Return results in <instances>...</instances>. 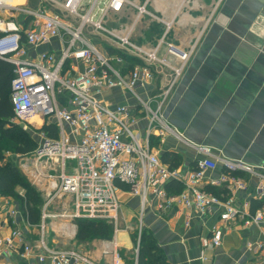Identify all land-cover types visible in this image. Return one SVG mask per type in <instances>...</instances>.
<instances>
[{
  "label": "built area",
  "instance_id": "2783aa9c",
  "mask_svg": "<svg viewBox=\"0 0 264 264\" xmlns=\"http://www.w3.org/2000/svg\"><path fill=\"white\" fill-rule=\"evenodd\" d=\"M149 1L41 0V6L33 9L0 0V58L13 65L10 93L13 120L35 125L31 118L38 115L41 130L45 124H54L58 133L56 139H48L42 130L39 147L43 151L38 152V147L34 155L36 180L40 183L44 168L56 162L61 165L62 172L42 187L49 196L46 205L56 196L72 194L74 210L62 216L103 219L118 232L124 184L140 199V231L144 210L154 200L158 208L183 205L204 215L218 209L219 221L224 223L241 219L245 224H260L264 221L263 208L251 212L247 204H236L233 194L224 198L202 185L227 184L230 190L246 188L245 180L232 173L242 170L258 179L255 191L257 196L264 197L263 167L221 157L222 166L230 172L206 177V170L217 165L211 157V147L188 141L207 156L198 158L194 167L184 171L164 163L151 146L153 132L161 136L167 131L180 134L161 114L162 103L152 107L153 99L145 100L136 92L137 87L153 79L155 68L170 65L166 57L158 55V46L144 47L133 40L135 23L142 15L157 17L147 8ZM131 8L137 10L133 22L106 25L113 15ZM165 23L168 29L171 22ZM54 39L60 43L59 51L39 49L41 44ZM126 55L139 60L127 72ZM188 56V52H183L180 58L186 60ZM181 69H174L175 77ZM114 89L133 92L138 98L136 109L110 101L108 93ZM138 114L149 117L143 137L131 128ZM171 180L183 183L180 192L167 189ZM15 212L11 210L12 214ZM43 213V217L48 216L45 210ZM2 226L0 218V229ZM223 230L221 223L216 222L210 235L202 238L203 247L219 246ZM20 235L19 228H14L7 237L0 233V251ZM110 244L103 248L105 255L116 252ZM251 247L258 253L259 264H264V240ZM37 248L42 250L39 259L48 257L52 264H97L76 250L56 249L44 240ZM25 251L30 253L33 248L27 245ZM107 264L126 263L116 256Z\"/></svg>",
  "mask_w": 264,
  "mask_h": 264
},
{
  "label": "crops",
  "instance_id": "0c3cea01",
  "mask_svg": "<svg viewBox=\"0 0 264 264\" xmlns=\"http://www.w3.org/2000/svg\"><path fill=\"white\" fill-rule=\"evenodd\" d=\"M8 1L38 8V0L34 3L33 0ZM149 5V10L157 16L150 17L152 26L161 32L152 44L136 42L144 47L158 46V55L166 57L170 65L155 68L153 79L137 89L148 95V100L153 99L156 105L162 103L161 114L180 134L167 131L161 136L153 132L150 140L153 150L160 157L165 151H177L182 158L180 167L186 171L195 166L198 158L207 156L189 142L211 147V157L217 165L206 170V177L228 173L221 164V157L241 159L253 167L264 168V0H150L147 7ZM143 16L136 21L134 32L148 25L147 21L140 22ZM165 21L171 22L168 29ZM49 46L51 50H58L60 43L54 39ZM183 52L189 53L186 60L180 58ZM178 67L182 69L175 77L174 69ZM119 93L123 97L118 98ZM108 96L110 101H123L136 109V102L125 90L114 89ZM35 116V126L39 127L40 118ZM148 118L138 114L136 120L137 125L143 122V135L147 132ZM141 130L138 131L140 135ZM234 174L245 180L246 188L230 190L227 184L214 186L208 183H203L202 187L205 190L214 188L217 195L224 198L233 194L235 203L247 204L251 212L264 209V197L257 196L255 191L258 179L242 170L234 171ZM178 182L182 190L184 185ZM120 196L126 230L115 232L111 240L79 241L75 237V220L71 219L68 227L64 223L62 233H55L50 227L48 240L45 238L44 218L47 216L43 217L44 213L41 233L40 223L28 219L20 201L0 194L1 235L7 237L14 228L21 231L19 237L11 244H5L0 251V264H52L48 257L39 259L42 250L37 245L41 240L56 249L76 250L97 264H107L116 256L126 264H138L139 249L131 261L122 258L119 251L134 247L127 226L139 221L140 199L125 188ZM12 209L16 211L14 214ZM142 222V229L157 241L159 252L168 264L260 263L258 253L251 245L264 240V221L245 224L236 219L224 223L219 221L218 209L204 215L183 205L158 208L154 200L144 210ZM216 222L224 228L222 242L217 247L204 248L202 238L210 235ZM138 230L140 237V222ZM64 236L73 239L71 247L55 243ZM107 243H111L109 247L116 251L115 254L103 253ZM27 245L33 248L32 252L25 251Z\"/></svg>",
  "mask_w": 264,
  "mask_h": 264
},
{
  "label": "trees",
  "instance_id": "16d2710c",
  "mask_svg": "<svg viewBox=\"0 0 264 264\" xmlns=\"http://www.w3.org/2000/svg\"><path fill=\"white\" fill-rule=\"evenodd\" d=\"M1 35V32H0ZM127 64L124 71L132 68V64L139 61L134 56H125ZM14 76L13 65L0 58V194L13 197L21 202L31 222L39 223L42 214L43 198L41 193L24 178L18 165L13 160H4L5 151L26 153L34 148L35 142L29 132L22 129L20 125L13 121L14 112L10 100L11 80ZM42 130L48 139H56L58 136L54 124H45ZM161 160L170 167H180L182 158L177 151H165L161 155ZM229 171V170H227ZM230 172V171H229ZM234 173V171L232 172ZM25 189V197L19 195L17 187ZM126 190L128 186L121 185ZM171 192H180L181 186L177 180L169 181L167 185ZM214 193H218L214 188H209ZM219 194V193H218ZM25 201V202H24ZM77 225L76 239L85 241L94 238L111 240L115 234V227L106 220L99 218H76ZM138 227L133 233L134 238L138 235ZM157 241L145 229L141 230L139 243L138 264H168L159 252Z\"/></svg>",
  "mask_w": 264,
  "mask_h": 264
},
{
  "label": "rangeland",
  "instance_id": "374dc122",
  "mask_svg": "<svg viewBox=\"0 0 264 264\" xmlns=\"http://www.w3.org/2000/svg\"><path fill=\"white\" fill-rule=\"evenodd\" d=\"M139 1V0H138ZM143 0H140L139 2L142 3ZM35 1L33 0L32 3H34ZM40 4V5H39ZM152 5V4H151ZM151 5H149L147 8L150 9ZM31 6V5H29ZM41 6V0H38V8ZM33 7H37L36 4H33ZM37 8V9H38ZM137 15V10L136 8H131L127 11H124L123 14H117V15H113L111 17V20H108L106 25L108 27H112L114 26H118L119 23H129V22H133L135 17ZM151 16H149L148 14H144L143 18L140 19L141 21H147L148 25H146L145 27H143L142 29H137L136 32H134L133 35V39L137 42L143 41L149 44H152L153 41L159 36L161 30H159V28H155V26L153 24V21L150 19ZM140 23H138L139 25ZM141 25V24H140ZM139 25V26H140ZM157 27V26H156ZM153 30L155 31V33L153 32ZM50 43H44L41 44L39 49L40 50H49L50 48ZM59 51V48H58ZM123 92V89H120ZM128 95L135 101L138 102V98L135 96V94L133 92L127 91ZM136 92L143 97V99L148 100L149 97L148 95H146L145 93H143L140 89H137ZM119 97H123V94L119 93V95L117 96ZM123 102V101H121ZM152 107L156 106V102L152 101L151 102ZM37 117L35 115L32 116L31 120L33 121H37L36 120ZM149 119V118H148ZM148 119L144 122L146 123L148 121ZM18 125H20V127H22V129L26 130L27 132H29L32 136V141L35 142L36 145H34V148L26 153H22V152H13L11 150L9 151H5V157L4 160H13L19 167L22 175L24 176V178L29 182L30 185H32L33 187H35L42 195L43 198V203H42V214L43 211L45 210L46 213L48 214L47 217H45V225H46V233H45V238H48V240H50V232L52 231L51 228L53 227L55 230V233H62L64 232L65 228H63L65 225L64 223L70 224L71 223V219L75 220V218H71L68 216H62L61 214H63L64 212L66 213H71L74 210V203H73V195L66 193V194H62L61 196H56L53 201L51 203H49L48 205H46L47 200L49 199V196L47 195V191L44 190L42 187H46L47 183L50 179H52L54 176H58L62 171H61V165L60 162H56L55 164H53L51 167H47L46 169H43V172L41 175L42 176V180L41 183L38 182V180H36V172H35V161H36V157L34 156L36 154V150L39 147L40 143L42 142V130L41 127L39 126H35V125H30L31 123L29 122H23V121H19L16 122ZM143 123V122H142ZM142 123L138 124L134 123L131 125V128L135 131L138 132L140 129H142V135L141 137H143V132H144V127L141 126L143 125ZM143 127V128H142ZM40 183V184H39ZM45 184V185H44ZM17 191L19 192V195H21L22 197H25V189L22 188L21 186L17 187ZM46 191V192H45ZM19 201V200H18ZM25 202V201H24ZM41 214V216H42ZM140 215V213H139ZM42 217L40 220V226H38V229H40V232L42 233V226H43V221H42ZM126 223L123 220V214L120 217V220L118 222V229L119 231H123L126 230ZM51 227V228H50ZM137 227H139V221L137 223L133 222V223H129V226H127L128 232H130V237L132 238V243L134 247H131L129 250H124L123 252V248H121V251H119L120 256L123 258L126 257L129 259V261L133 260L135 257V253H137L138 249H139V243H140V237L139 234L136 235V237L134 238L133 233H135V230L137 229ZM65 238H61L59 241H56L55 243L58 246H63V247H71L72 246V238H67V236H64Z\"/></svg>",
  "mask_w": 264,
  "mask_h": 264
},
{
  "label": "water",
  "instance_id": "95a60500",
  "mask_svg": "<svg viewBox=\"0 0 264 264\" xmlns=\"http://www.w3.org/2000/svg\"><path fill=\"white\" fill-rule=\"evenodd\" d=\"M47 141H48V140H46V142H47ZM37 151H38V152H41V151H43V147H41V146H40V147L38 148V150H37Z\"/></svg>",
  "mask_w": 264,
  "mask_h": 264
},
{
  "label": "bare ground",
  "instance_id": "6f19581e",
  "mask_svg": "<svg viewBox=\"0 0 264 264\" xmlns=\"http://www.w3.org/2000/svg\"><path fill=\"white\" fill-rule=\"evenodd\" d=\"M6 1V0H5ZM12 1H15V0H12ZM38 116V115H37ZM70 232H71V230H70Z\"/></svg>",
  "mask_w": 264,
  "mask_h": 264
}]
</instances>
